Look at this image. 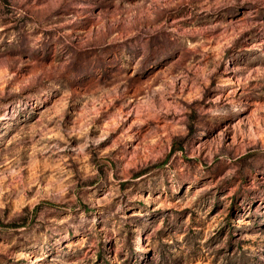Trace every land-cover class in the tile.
Returning a JSON list of instances; mask_svg holds the SVG:
<instances>
[{
  "label": "rangeland",
  "instance_id": "rangeland-1",
  "mask_svg": "<svg viewBox=\"0 0 264 264\" xmlns=\"http://www.w3.org/2000/svg\"><path fill=\"white\" fill-rule=\"evenodd\" d=\"M261 130L259 3L0 0V264H264Z\"/></svg>",
  "mask_w": 264,
  "mask_h": 264
},
{
  "label": "clouds",
  "instance_id": "clouds-1",
  "mask_svg": "<svg viewBox=\"0 0 264 264\" xmlns=\"http://www.w3.org/2000/svg\"><path fill=\"white\" fill-rule=\"evenodd\" d=\"M207 2H208V0H205V3H207ZM227 2H228L229 4H235V3L237 2V0H227ZM240 2H241V3H244L245 0H240ZM252 2H253V3H259L261 7H264V0H252ZM217 3H220V0H217ZM149 6H151V5H149ZM202 10H204V9H202ZM70 22H72V21H71V20L66 21V23H70ZM258 78H259V77H253L251 74H249V76H248L244 81H242V83H245V84H246L248 80H251V79H258ZM209 111L211 112L212 110L210 109ZM212 114H213V115H216V113H214V112H213ZM224 114H225V115L228 114L227 110H225ZM261 131L264 132V130H261ZM102 138H103V137H102ZM96 143H99V140H97ZM86 147H88L87 143L81 145V147H80L79 150H83V148H86Z\"/></svg>",
  "mask_w": 264,
  "mask_h": 264
}]
</instances>
